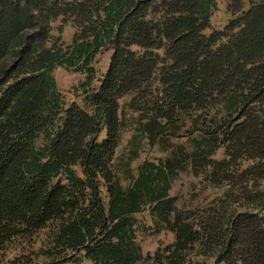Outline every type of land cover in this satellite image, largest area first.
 I'll use <instances>...</instances> for the list:
<instances>
[{
  "label": "trees",
  "instance_id": "obj_1",
  "mask_svg": "<svg viewBox=\"0 0 264 264\" xmlns=\"http://www.w3.org/2000/svg\"><path fill=\"white\" fill-rule=\"evenodd\" d=\"M216 6L0 0V264H264V0L243 13L244 0H231L234 18L208 35ZM104 48L114 53L101 86L86 108L67 106L54 70L94 76ZM128 96L153 144H170L186 119L199 136L193 149L143 164L125 188L114 160ZM221 146L227 158L212 159ZM189 168L226 195L178 209L170 191ZM147 206L175 241L145 256L134 215ZM45 230L46 243L29 249Z\"/></svg>",
  "mask_w": 264,
  "mask_h": 264
},
{
  "label": "rangeland",
  "instance_id": "obj_2",
  "mask_svg": "<svg viewBox=\"0 0 264 264\" xmlns=\"http://www.w3.org/2000/svg\"><path fill=\"white\" fill-rule=\"evenodd\" d=\"M256 0H244V8L241 13L247 11ZM216 9L211 16V27L205 31L210 35L213 31L224 30L234 18L230 10L231 0H216ZM239 13V15L241 14ZM57 26L59 23L56 24ZM57 35V33H55ZM75 28L68 25L63 33V41L67 46L73 43ZM114 51L104 48L95 57L92 67L95 69L94 76H90L87 72L75 71L74 69L64 66L54 70L58 88L62 93L63 99L67 106L76 103L82 107H87V97L92 90L98 89L105 75L107 74ZM159 53L165 56V51L160 50ZM132 96H128L121 100L120 114L125 125L122 140L117 149L114 160V169L123 187H130L139 175L140 167L146 162L159 163L161 159H167L172 156L173 151L179 149L180 145L185 144L188 148H194L199 133L192 135V120L186 119L185 125L179 132L180 136L171 139L169 143L153 144L148 138L142 137L139 132L140 123L146 122L140 113L131 109ZM215 113V112H214ZM107 137L106 131L100 136L99 141ZM227 158L226 146H221L213 155L212 159L222 161ZM249 164L246 165V167ZM80 176H83L80 167L75 168ZM104 190L106 202H109L107 192ZM229 188H219L208 186L204 181V176L196 177L191 168L181 173L174 181L170 196L177 199L176 205L182 210H196L208 206L218 199L226 195ZM137 224L136 241L141 246L143 254H155L160 247H166L175 241L173 232L163 229L158 230L156 224L157 217L152 214L150 206H147L142 212L134 215ZM48 240V231L45 230L35 239L33 247L29 249L38 251L39 248ZM28 246V245H27ZM27 248H24V251ZM27 249V250H29ZM26 250V252H27ZM22 248H18V252ZM13 253H17L16 250ZM42 259V257L40 258ZM202 260L201 257L196 258ZM73 264V263H69ZM82 264H94L90 260H84Z\"/></svg>",
  "mask_w": 264,
  "mask_h": 264
}]
</instances>
